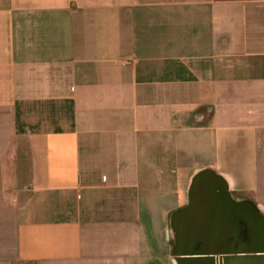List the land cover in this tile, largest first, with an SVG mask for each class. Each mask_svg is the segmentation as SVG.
<instances>
[{"label": "crops", "instance_id": "0c3cea01", "mask_svg": "<svg viewBox=\"0 0 264 264\" xmlns=\"http://www.w3.org/2000/svg\"><path fill=\"white\" fill-rule=\"evenodd\" d=\"M204 169L264 220V0H0V264H183Z\"/></svg>", "mask_w": 264, "mask_h": 264}, {"label": "water", "instance_id": "95a60500", "mask_svg": "<svg viewBox=\"0 0 264 264\" xmlns=\"http://www.w3.org/2000/svg\"><path fill=\"white\" fill-rule=\"evenodd\" d=\"M222 177L211 169L196 172L190 181L188 190L189 205L173 213L175 220L180 214L188 221L174 224L173 255L183 264H264V220L257 215L253 204L246 208L234 204L235 215L230 219L219 211L214 200L230 199V190L224 188ZM211 200L210 212H204L202 221H198L195 201ZM249 221L250 228L246 240L236 229V222ZM232 230L233 241L230 249H221L228 242L224 232ZM223 242V243H222ZM227 244V246H229ZM236 246V247H235Z\"/></svg>", "mask_w": 264, "mask_h": 264}, {"label": "flooded vegetation", "instance_id": "af4514ba", "mask_svg": "<svg viewBox=\"0 0 264 264\" xmlns=\"http://www.w3.org/2000/svg\"><path fill=\"white\" fill-rule=\"evenodd\" d=\"M230 195L229 198L230 199H217V200H214L215 204L218 205V207L216 208V212H220V213H223L225 214L226 216H228V219L231 220V218L235 215L234 213H237L236 212V208L234 206V204H238L240 205L241 209L243 208H246L247 209V205H249V203H251V201L247 198H245L246 196H244L243 194L239 193V192H235V191H231L230 192ZM199 203V210H201L203 213L204 212H210V210L212 208H209V206H211L210 204H212L211 200L209 201H206L204 199H200L197 201ZM234 203V204H233ZM250 223L249 221H238L236 222V229L239 233V235L242 237V239H245L246 238V235L247 233L249 232V228H250ZM225 236L228 238V242L227 243H223V247L220 246L221 249H230V243H231V240H232V230H226L223 231ZM227 244L229 246H227ZM236 247V246H235Z\"/></svg>", "mask_w": 264, "mask_h": 264}, {"label": "rangeland", "instance_id": "374dc122", "mask_svg": "<svg viewBox=\"0 0 264 264\" xmlns=\"http://www.w3.org/2000/svg\"><path fill=\"white\" fill-rule=\"evenodd\" d=\"M14 264H27V263H25V262H14Z\"/></svg>", "mask_w": 264, "mask_h": 264}, {"label": "trees", "instance_id": "16d2710c", "mask_svg": "<svg viewBox=\"0 0 264 264\" xmlns=\"http://www.w3.org/2000/svg\"><path fill=\"white\" fill-rule=\"evenodd\" d=\"M28 264V263H27ZM30 264V263H29Z\"/></svg>", "mask_w": 264, "mask_h": 264}]
</instances>
